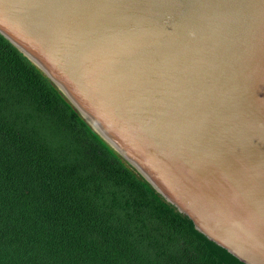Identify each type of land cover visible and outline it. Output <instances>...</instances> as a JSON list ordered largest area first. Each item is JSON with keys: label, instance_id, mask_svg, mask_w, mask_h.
I'll list each match as a JSON object with an SVG mask.
<instances>
[{"label": "water", "instance_id": "1", "mask_svg": "<svg viewBox=\"0 0 264 264\" xmlns=\"http://www.w3.org/2000/svg\"><path fill=\"white\" fill-rule=\"evenodd\" d=\"M0 33L200 232L264 264V0H0Z\"/></svg>", "mask_w": 264, "mask_h": 264}, {"label": "trees", "instance_id": "2", "mask_svg": "<svg viewBox=\"0 0 264 264\" xmlns=\"http://www.w3.org/2000/svg\"><path fill=\"white\" fill-rule=\"evenodd\" d=\"M0 264H246L0 33Z\"/></svg>", "mask_w": 264, "mask_h": 264}]
</instances>
